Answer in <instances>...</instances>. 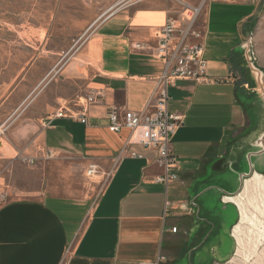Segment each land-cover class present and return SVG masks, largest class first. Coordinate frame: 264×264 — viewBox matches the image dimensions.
<instances>
[{
	"label": "crops",
	"instance_id": "crops-1",
	"mask_svg": "<svg viewBox=\"0 0 264 264\" xmlns=\"http://www.w3.org/2000/svg\"><path fill=\"white\" fill-rule=\"evenodd\" d=\"M187 1L199 6L202 0ZM260 2L208 0L203 9L197 28L211 82L183 80L169 88L168 112L184 118L172 143L178 180L169 186L156 182L164 174L156 151L128 145L126 129L110 132L107 114L113 107L155 111L153 93L164 66L152 49L156 31L169 19L180 20L176 0L122 2L100 24L85 55L60 71L54 66L0 117V126L9 125L0 140V161L14 158L12 151L33 156L41 149L54 163L96 164V177L104 179L93 204L87 197L35 189L18 191L44 196L8 199L13 191L0 177V264L222 263L209 252L224 245L228 215L219 203H226L227 196L221 200L225 178L231 167L247 164L246 153L255 151L264 129L263 104L242 49ZM136 44L143 50L134 49ZM38 64H31L32 76ZM98 93L88 125L54 118L60 110L79 111V100ZM255 165L262 168L264 156Z\"/></svg>",
	"mask_w": 264,
	"mask_h": 264
},
{
	"label": "rangeland",
	"instance_id": "rangeland-1",
	"mask_svg": "<svg viewBox=\"0 0 264 264\" xmlns=\"http://www.w3.org/2000/svg\"><path fill=\"white\" fill-rule=\"evenodd\" d=\"M124 1L0 0V107L9 99V104L0 110V117L8 116L14 104L27 98L37 82L50 74L54 66L57 65L56 70L60 71L80 54L85 55L100 24L114 11L108 12ZM177 4L180 10L179 1ZM247 28L245 44L250 43L253 62L264 74V0L260 2L252 25ZM34 63L39 64L32 76L30 67ZM5 143L4 139L1 144ZM12 157L0 161L1 183L4 188L13 191L8 199L44 196L23 195L18 191L20 189L28 193L35 189L39 194L87 197L93 204L100 196L104 179L96 176L87 178L88 167H84L82 161L75 159L54 163L41 149L33 156L12 151ZM26 158L35 159V163L30 165ZM249 170L248 164L231 167L230 174L225 178L224 190L230 194L237 193L241 185L240 176L249 173ZM254 173L264 176L256 169ZM252 177H244V184ZM223 196L222 201L225 196L228 197ZM242 201L249 219L241 228L242 246L234 236V229L241 221L240 211L232 204L220 202L219 206L228 215L224 245L219 250L211 246L209 253H216L222 263L209 260L206 264H264V187L252 188Z\"/></svg>",
	"mask_w": 264,
	"mask_h": 264
},
{
	"label": "built area",
	"instance_id": "built-area-1",
	"mask_svg": "<svg viewBox=\"0 0 264 264\" xmlns=\"http://www.w3.org/2000/svg\"><path fill=\"white\" fill-rule=\"evenodd\" d=\"M148 0H125L124 5H133ZM181 5L178 11L180 20L169 19L156 31L157 47L152 49L156 59L163 63V73L156 79L153 93L155 99L154 112H150L148 107L142 112L122 111L113 107L108 111V129L112 133H120L126 129L130 132L128 145H140L145 149L154 150L157 153L156 163L163 169L164 174L156 179L157 183L169 186L178 180L179 162L172 151L173 139L183 125V116L170 114L168 112L169 88L178 81L192 80L199 83H209L208 62L205 59V48L200 42L203 34L197 28V22L202 15L203 9L208 0H202L199 6H192L183 0H177ZM113 11L111 9L108 13ZM114 14V12L112 13ZM111 14V15H112ZM136 50H143V46L136 44ZM98 93L79 100L76 108L79 111L65 110L54 115L58 119H72L79 121L83 125H88V114L90 107L96 103V97H101ZM52 118L46 121V125H51ZM9 125L7 123L0 126V140L5 136ZM51 156V154L49 153ZM130 156L143 159V156L131 152ZM30 165L35 163V159L26 158ZM99 168L96 164H90L85 176L89 179L98 175ZM170 203H167V208ZM177 228L171 229L172 233L177 232ZM158 264V263H153Z\"/></svg>",
	"mask_w": 264,
	"mask_h": 264
},
{
	"label": "water",
	"instance_id": "water-1",
	"mask_svg": "<svg viewBox=\"0 0 264 264\" xmlns=\"http://www.w3.org/2000/svg\"><path fill=\"white\" fill-rule=\"evenodd\" d=\"M243 52H244V60L246 63V69L248 70L250 77L252 81L254 82V89L253 91L257 95L258 99L261 101L263 104V109H264V74L257 68L253 62V57H252V51H251V45L250 43H247L243 46ZM257 140L255 142V151L253 152H248L246 153V160L247 164L249 166V173H244L240 176V189L238 190L237 193L230 194L227 193L226 191H222L223 194H226L228 196H236L239 194L244 185V177H252L254 174L255 169L260 171L261 173H264V169L260 168L259 166L257 167L255 165V161L258 157L264 155V129L260 133L259 136L256 137Z\"/></svg>",
	"mask_w": 264,
	"mask_h": 264
},
{
	"label": "bare ground",
	"instance_id": "bare-ground-1",
	"mask_svg": "<svg viewBox=\"0 0 264 264\" xmlns=\"http://www.w3.org/2000/svg\"><path fill=\"white\" fill-rule=\"evenodd\" d=\"M255 187H260V188H263L264 187V176H261L258 173H254L252 178H250V179H248V180L245 181L244 189H243V192L242 193L237 194V196H235V197H232V196L229 197L228 196V197L225 198L226 203L232 204V205L236 206L239 209V211H240L241 221L239 222V224L234 229V236L237 238V240L239 241V244L241 246H242V241L240 239L241 228L245 224V222H247L249 220L248 219V216H247V213H246V208H245V205H244L245 202L243 203L242 198L252 188H255ZM237 255L238 254H236L235 256H237Z\"/></svg>",
	"mask_w": 264,
	"mask_h": 264
}]
</instances>
